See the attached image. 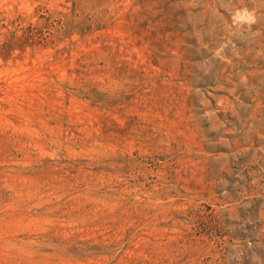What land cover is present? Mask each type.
Listing matches in <instances>:
<instances>
[{
    "label": "rangeland",
    "instance_id": "374dc122",
    "mask_svg": "<svg viewBox=\"0 0 264 264\" xmlns=\"http://www.w3.org/2000/svg\"><path fill=\"white\" fill-rule=\"evenodd\" d=\"M0 264H264V0H0Z\"/></svg>",
    "mask_w": 264,
    "mask_h": 264
}]
</instances>
